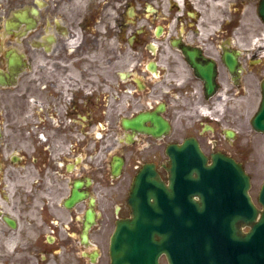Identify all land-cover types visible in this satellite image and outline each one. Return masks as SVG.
Segmentation results:
<instances>
[{"label": "flooded vegetation", "instance_id": "1", "mask_svg": "<svg viewBox=\"0 0 264 264\" xmlns=\"http://www.w3.org/2000/svg\"><path fill=\"white\" fill-rule=\"evenodd\" d=\"M261 1L167 0L129 24L115 0L0 9V264L7 248L16 264L24 251L79 250L93 264L83 254L94 251L82 239L88 212L106 228L129 218L146 164L170 186L171 145L194 139L209 161L221 153L244 166L249 151L264 154V132L253 127L264 121ZM148 114L169 132L148 134ZM63 184L69 191L53 204ZM74 190L83 198L67 207Z\"/></svg>", "mask_w": 264, "mask_h": 264}, {"label": "water", "instance_id": "2", "mask_svg": "<svg viewBox=\"0 0 264 264\" xmlns=\"http://www.w3.org/2000/svg\"><path fill=\"white\" fill-rule=\"evenodd\" d=\"M259 15L264 21V0ZM147 119L154 124L145 128L148 134L169 132L170 125L160 117ZM123 125L128 128L131 122ZM253 125L264 130V122L255 120ZM168 154L170 186L152 164L135 178L128 200L132 217L117 223L109 248L111 264H160L162 255L169 264H264V183L258 198L261 210L249 194L251 176L242 164L217 153L208 165L193 140L171 146ZM81 198L83 194L74 190L65 204L71 207ZM86 220L84 239L95 222L94 213L89 211ZM98 256L95 251L92 260Z\"/></svg>", "mask_w": 264, "mask_h": 264}, {"label": "rangeland", "instance_id": "3", "mask_svg": "<svg viewBox=\"0 0 264 264\" xmlns=\"http://www.w3.org/2000/svg\"><path fill=\"white\" fill-rule=\"evenodd\" d=\"M32 0H0V4L2 7L0 9H4L6 7H21V5L26 3H31ZM105 1V0H103ZM193 2H197V0H192ZM153 3L156 7L158 4H165L167 0H115V11L119 19V22L129 24L128 22V15L127 9L129 7H134L137 10L138 14H142L145 5ZM138 24H144L141 20L146 21V19H137ZM222 127V126H221ZM159 150V149H157ZM249 153V159L246 161V167L249 173L252 176V189L251 194L253 198L256 200L258 196V192L262 182L264 181V154L253 150ZM102 159H105L103 156ZM122 184H126L125 180H121ZM69 189L64 184L61 189V193L59 195L51 194L50 197L52 198L51 202L53 204H57L58 201H61L63 197H65L68 193ZM99 194H102L101 191L98 189ZM12 195V192L9 194ZM6 207V206H5ZM8 208L11 207V204L7 206ZM63 211L62 209H60ZM70 221V218L65 219L63 221ZM26 225V221L24 222ZM25 228V226H24ZM113 231V225L109 228L104 226L103 221H99L97 226H95L91 231V249L96 248L99 249L101 252V258L99 259L97 264H110V257H109V241L110 236ZM81 250L78 252H74L73 254L69 252H54V251H39L29 253L24 251L21 253L23 255V264H88L85 262L83 258L79 255ZM6 253V263L7 264H16L20 262V255L16 254L17 252L11 248H7L5 251Z\"/></svg>", "mask_w": 264, "mask_h": 264}, {"label": "bare ground", "instance_id": "4", "mask_svg": "<svg viewBox=\"0 0 264 264\" xmlns=\"http://www.w3.org/2000/svg\"><path fill=\"white\" fill-rule=\"evenodd\" d=\"M82 2H84V0H81ZM87 1V0H86ZM114 0H108V3H112ZM172 2H175V0H171ZM178 2H181L182 0H177ZM213 2V1H211ZM213 5H216V3H213ZM218 5H222V1L218 2ZM158 7H156L153 3H150L149 7H148V12L149 14H151V12L153 11H161L164 9V4H158ZM0 7H2V4H0ZM132 17L135 16V8H132ZM128 21L132 22L133 19H130L129 17H127Z\"/></svg>", "mask_w": 264, "mask_h": 264}]
</instances>
